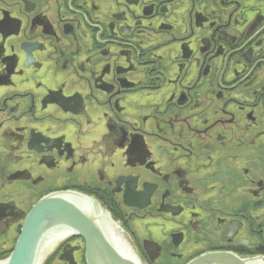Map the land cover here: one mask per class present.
I'll return each mask as SVG.
<instances>
[{
    "label": "flooded vegetation",
    "instance_id": "flooded-vegetation-1",
    "mask_svg": "<svg viewBox=\"0 0 264 264\" xmlns=\"http://www.w3.org/2000/svg\"><path fill=\"white\" fill-rule=\"evenodd\" d=\"M55 186L138 264L264 256V0H0V253Z\"/></svg>",
    "mask_w": 264,
    "mask_h": 264
},
{
    "label": "water",
    "instance_id": "water-1",
    "mask_svg": "<svg viewBox=\"0 0 264 264\" xmlns=\"http://www.w3.org/2000/svg\"><path fill=\"white\" fill-rule=\"evenodd\" d=\"M54 233L56 237L50 240ZM74 233L87 239L89 264H138L127 247L124 246L131 258L110 238L95 199L73 189L51 192L34 205L16 249L8 257L0 258V264H43L45 260L40 261L43 246L57 248L58 239L63 238L61 234L67 238ZM261 258L210 252L187 264H264Z\"/></svg>",
    "mask_w": 264,
    "mask_h": 264
},
{
    "label": "rangeland",
    "instance_id": "rangeland-1",
    "mask_svg": "<svg viewBox=\"0 0 264 264\" xmlns=\"http://www.w3.org/2000/svg\"><path fill=\"white\" fill-rule=\"evenodd\" d=\"M23 189H25V185H23ZM68 189H71V188H63V187L55 186V187H54V190H51V191L47 192L45 195H48V194H50L51 192H54V191H61V190H68ZM16 191H17V190H16ZM16 191H14V192H16ZM23 192H27V191H23ZM45 195L40 196V197H38V196H37V197L34 196L32 199H30V204L27 205V209H26V211H28V212H27V214L23 217L24 222H23V226H22V228H21V230H20V233L18 234V238H19L20 235L22 234V231H23L24 225H25V223H26V219H27L28 215L30 214V212L34 209V205L37 204V203H38V202H39V201H40ZM1 204H3V203H1ZM4 205H5V204H4ZM0 211H1V208H0ZM79 234H80V233H74V234L68 236V237L66 238V240L71 241V240L74 239L75 236H78ZM79 236H80V235H79ZM87 249H88V248H86V251H87ZM9 254H11V253H9ZM9 254H8V252H6V253H0V258L2 257V255H4V257L6 258V257L9 256ZM43 264H44V263H43ZM45 264H47V262H46Z\"/></svg>",
    "mask_w": 264,
    "mask_h": 264
},
{
    "label": "bare ground",
    "instance_id": "bare-ground-1",
    "mask_svg": "<svg viewBox=\"0 0 264 264\" xmlns=\"http://www.w3.org/2000/svg\"><path fill=\"white\" fill-rule=\"evenodd\" d=\"M80 236H83V235H80ZM83 237H84V236H83ZM84 238H85V237H84ZM18 239H19V238H18ZM85 243H86V246L88 247V242H87V239H86V238H85ZM17 244H18V240H17V242H16L14 248L10 251L11 254H12V252L16 249ZM57 248H59V246H58ZM11 254H9V255H11ZM1 258H5L4 255H2ZM86 260H88L87 255H86ZM87 262H88V261H87ZM45 263H46V262H44V264H45ZM88 264H89V263H88Z\"/></svg>",
    "mask_w": 264,
    "mask_h": 264
}]
</instances>
